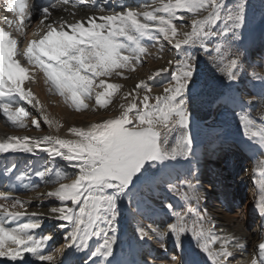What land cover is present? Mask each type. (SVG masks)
<instances>
[{"label": "snow or ice", "instance_id": "6c2138e0", "mask_svg": "<svg viewBox=\"0 0 264 264\" xmlns=\"http://www.w3.org/2000/svg\"><path fill=\"white\" fill-rule=\"evenodd\" d=\"M246 4L247 0H233L232 3L228 0H152L140 8L126 6L119 11L92 15L67 24L45 23L51 17L50 9L46 7L40 21L44 30L39 38L30 39L22 50L17 48V40L0 28V98L18 96L33 107L40 102L24 83L35 79L37 69L50 86L49 90H55L76 110L88 108L86 101L93 96L95 104L105 108L106 98H111L121 85L106 84L104 78L111 77L113 73L122 75L119 70L139 60V54L147 51L141 45V38L158 41L162 36L180 55L179 59L168 60V67L158 69L149 77L153 79L170 71L171 78L162 86V92L153 95L151 87L145 81H139L135 90L137 95L139 90H143L142 99L137 102V96H133L126 106H120V114L113 118L92 123L87 128H68L75 138L13 136L0 142V154H36L42 150L52 158L61 157L72 169L74 177L70 182H59L45 194L37 193V199L46 195L58 202V206L48 209L47 215L29 212L26 205L30 201L10 195L0 197L10 201L0 203V258H4V264L24 261L26 254L42 264H58L65 249H86L93 238L99 242L85 264L93 257L102 258L99 264H108L117 241V201L127 194L133 180L139 179L137 174L146 162H152L150 166L156 167L177 158L190 159L191 173L180 179L179 185L174 180L167 181V189L176 192L185 185L189 190L199 187L198 183L192 182L197 180L199 159L202 155L214 156L220 150L211 147L205 154L193 151L186 90L195 71V57L183 55L184 46H199L208 53L206 42L211 40L219 39L230 45L231 39L238 38ZM3 6L7 12L17 14V30L23 34V26L30 20L28 0H3ZM182 12L194 14L190 31L181 30L174 23V20H184L180 15ZM4 19L9 25L15 23L7 17ZM216 51H220L219 45ZM230 56L226 64L222 67L217 65V68L227 79L235 81L242 71L241 54ZM18 57L26 60L31 69L23 66ZM256 79L264 84V77L257 76ZM98 88L104 90L97 91ZM261 95L264 96V88ZM0 111L8 121L26 127L24 118L29 113L24 107L0 102ZM44 120L52 125L47 116ZM240 122L246 138L258 143L264 152V131L252 130L255 125L246 117L241 116ZM31 124L40 127L35 118ZM172 133L177 134L174 142L169 139ZM42 142L48 147L41 149ZM260 163L264 165V160ZM36 175L43 177L45 172H37ZM261 192H264V185ZM201 198L202 195H184L185 200L196 199L198 202ZM166 207L177 217V222L168 224L163 235L171 234L177 248L181 246L182 236L190 234L196 247L205 254L208 264H229L234 255L228 250L229 244L239 246L234 236L218 237L213 230L203 227V216L189 222L185 215L174 211L173 205L167 204ZM255 207L264 219V195L255 200ZM21 218L26 222H20ZM44 220L60 221L58 227L66 229L64 245L53 252L45 251L52 235L37 237L34 234ZM8 222L15 226H8ZM137 231L141 240L147 237L143 228ZM217 241H221L218 249L213 246ZM161 248H164L163 244ZM171 261L172 264H180L177 256H172ZM146 264H155V261H147ZM250 264H264V240L252 254Z\"/></svg>", "mask_w": 264, "mask_h": 264}, {"label": "bare ground", "instance_id": "6f19581e", "mask_svg": "<svg viewBox=\"0 0 264 264\" xmlns=\"http://www.w3.org/2000/svg\"><path fill=\"white\" fill-rule=\"evenodd\" d=\"M228 2L232 3L233 0ZM149 3H152V0H28L30 20L25 22L21 34V31L17 30L19 25L17 14L7 12L3 0H0V28L10 33V36L17 40V48L22 50L30 39L39 38L44 30V25H41L40 21L43 19L42 10L46 7L50 9L51 17L45 23L56 21L67 24L87 19L92 15L100 16L113 10L119 11L122 7L140 8ZM180 15L184 16V20H174V23L181 30L190 31V21L194 14L182 12ZM5 17L14 20L15 23L9 25ZM206 43L208 53L199 46H184L183 52V55L195 57V71L186 90L193 151L205 154L211 147H218L220 150L223 147L236 146L237 151L241 152V157H233L228 164L226 175H219L221 172L218 171L200 184L197 173V180L192 182L198 183V188L189 190L185 185L176 192L168 191L166 182L174 180L173 182L179 185V180L191 173L192 161L177 158L156 167L150 166L152 162H146L141 172L137 174L139 179H134L127 194L122 195L117 201L119 211L117 241L108 264H146L147 261H155V264H172V256H177L180 264H208L205 254L196 247L190 234L182 236L179 248L171 234L163 235L168 224L177 222V217L164 203L173 205L174 211L185 215L189 222L203 216V227L213 230L218 237L234 236L239 246L229 244L228 250L234 253L229 264H250L252 254L264 240V219L255 207V200L264 195V192H261V186L264 185L262 174L264 165L260 163L264 160V152L258 143L246 138L240 122L241 116L246 117L255 125L252 130L264 131V96L261 95L264 84L256 79L257 76L264 77V0H247L243 25L238 31V38L231 39L230 45L219 39ZM141 45L147 51L139 54L138 61L119 70L122 75L114 74L116 79L104 78L106 84L121 85L111 98H106L108 103L105 108L96 105L93 96L91 100L86 101L89 104L88 108L76 110L55 90H49L50 86L44 82L43 74L37 69L34 73L35 79L24 83L40 102L37 107L28 105L18 96L0 98V102L12 104L14 107H24L29 113L24 118L26 127H19L8 121L0 111V142L13 136L59 135L62 138H75L68 132V128L73 126L87 128L92 123L119 115L120 106L122 104L126 106L133 96H137V102L142 99L143 90H139L138 95L135 90L139 81H145L151 87L153 95L162 92V86L171 78L170 71L162 72L153 79L149 77L158 69L168 67V60L179 59L180 55L162 36H159L158 41L147 37L141 38ZM217 45L220 46L219 52L216 51ZM235 53L241 54L242 71L237 80L231 81L218 70L217 65L222 67L231 58L230 54ZM18 59L23 66L31 69L26 60L22 57ZM45 116L52 121L51 126L45 123ZM33 118L37 119L39 128L31 124ZM176 135L170 134V142L175 141ZM45 147L48 145L42 142L40 148ZM220 155L218 152L214 156H206L204 163L212 169V165L217 166L220 163ZM41 171H44L45 175L37 176L36 173ZM72 178H74L72 169L67 166L66 161L61 157L52 158L42 150H38L36 154L20 152L0 154V197L10 195L30 201L26 205L29 212L47 215L48 209L58 206V202L46 195H41L40 199H37V193L45 194L57 187L59 182H70ZM156 190L158 192L154 194ZM185 194L189 197L202 195L203 198L198 202L196 199L185 200ZM129 198L131 205L128 202ZM0 203L10 201L0 199ZM132 209H136L133 219H136L137 225L132 229L133 242L130 244L125 241L128 233L123 229V225ZM20 222H26V219L21 218ZM59 223L61 222L44 220L34 233L37 237L52 235L45 251L53 252L64 245L66 229L59 228ZM8 226L14 227L15 224L8 222ZM138 228H143L147 233L145 239L139 238ZM98 242L93 238L86 249L78 250L75 247L65 249L58 264H85ZM220 242L217 241L213 246L218 249ZM162 244L164 248H161ZM101 259L93 257L88 264H99ZM3 260L4 258H0V264H4ZM15 264L42 262L26 254L24 261Z\"/></svg>", "mask_w": 264, "mask_h": 264}, {"label": "rangeland", "instance_id": "374dc122", "mask_svg": "<svg viewBox=\"0 0 264 264\" xmlns=\"http://www.w3.org/2000/svg\"><path fill=\"white\" fill-rule=\"evenodd\" d=\"M115 73H113V75L111 76V77H108V78H111V79H116V75H114ZM105 78H107V77H105ZM99 79V78H98ZM97 79V80H98ZM224 148V147H223ZM223 148H221L220 150H222ZM129 202V201H128ZM165 205H167V203H164ZM129 213V212H128ZM131 213V212H130ZM137 233V232H136ZM134 234H135V232H134ZM133 234V235H134ZM54 236V235H53ZM55 239H56V236H55ZM59 247V246H58Z\"/></svg>", "mask_w": 264, "mask_h": 264}, {"label": "water", "instance_id": "95a60500", "mask_svg": "<svg viewBox=\"0 0 264 264\" xmlns=\"http://www.w3.org/2000/svg\"><path fill=\"white\" fill-rule=\"evenodd\" d=\"M110 118H113V117H110Z\"/></svg>", "mask_w": 264, "mask_h": 264}]
</instances>
